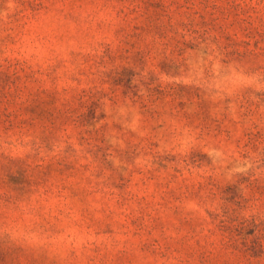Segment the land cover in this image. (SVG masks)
Returning a JSON list of instances; mask_svg holds the SVG:
<instances>
[{
  "label": "rangeland",
  "instance_id": "374dc122",
  "mask_svg": "<svg viewBox=\"0 0 264 264\" xmlns=\"http://www.w3.org/2000/svg\"><path fill=\"white\" fill-rule=\"evenodd\" d=\"M0 264H264V0H0Z\"/></svg>",
  "mask_w": 264,
  "mask_h": 264
}]
</instances>
